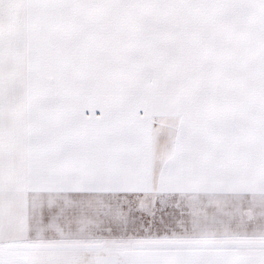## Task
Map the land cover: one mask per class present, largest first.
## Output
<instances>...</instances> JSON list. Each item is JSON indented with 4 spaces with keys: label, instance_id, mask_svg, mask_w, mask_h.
<instances>
[{
    "label": "snow or ice",
    "instance_id": "snow-or-ice-1",
    "mask_svg": "<svg viewBox=\"0 0 264 264\" xmlns=\"http://www.w3.org/2000/svg\"><path fill=\"white\" fill-rule=\"evenodd\" d=\"M0 264H264V0H0Z\"/></svg>",
    "mask_w": 264,
    "mask_h": 264
}]
</instances>
